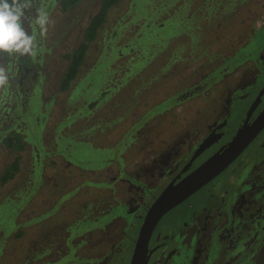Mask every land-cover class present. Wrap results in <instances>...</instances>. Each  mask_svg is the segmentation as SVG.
<instances>
[{
    "label": "rangeland",
    "instance_id": "374dc122",
    "mask_svg": "<svg viewBox=\"0 0 264 264\" xmlns=\"http://www.w3.org/2000/svg\"><path fill=\"white\" fill-rule=\"evenodd\" d=\"M242 1L121 0L108 11L102 29L89 44L79 73L68 89L60 92L58 80L65 65L62 55L76 45L78 29L88 15L96 11L97 0H83L65 14L58 13L52 0H30L23 27L36 38V55L9 54L6 60L0 59V66L9 75V83L0 88V173L15 157V152L1 146L3 138L16 131L24 142L18 173L7 183L0 184L2 264H35V261L27 260L48 244L42 238L59 220L66 222L70 234L74 232L78 217H75L74 201L78 200L76 195L79 194L75 182L79 186L83 181L82 166L92 174L101 171L99 168L107 169L110 165L107 159L113 154L108 147L91 150L87 144L108 146V142L123 139L125 127L132 117L118 116L132 109L133 102L140 106L138 110H142L143 115L156 111L155 116L168 110L167 114L156 115L146 132L154 143H164L163 139L174 131V127L167 126L166 122L176 117V111L172 110L176 105H171L175 93L172 82L176 80L169 74L170 69L201 68L205 52L217 55L227 42L238 44L239 34L244 33L238 28H244L241 24ZM252 4V0H245L246 6ZM40 10L48 13L49 20L43 34L35 23ZM245 37V44L231 55L236 61L245 57L253 59L264 49V26L252 35L247 36L246 32ZM140 56L144 58L133 60ZM133 64L139 68L137 75L129 70ZM218 69L208 72L201 83H206ZM120 72L128 78L123 80L122 86L112 90L109 97L101 98L96 92L102 90L108 94L106 87L116 82V77L110 79L112 74ZM191 73H185L184 77ZM135 84L142 85V93L138 94V101L133 99L132 102L130 92L136 90ZM245 105L238 103L236 114L231 113V117L238 116ZM190 108V105L185 107L188 119L193 116ZM130 115L134 113L130 111ZM53 144L58 146L56 150ZM255 147L256 144L252 145L249 151ZM45 149L56 151L58 156L53 158L55 155H51L53 159L47 157L46 160L47 174L52 178L50 182L40 178L44 174ZM34 174L35 180H42L40 183L35 182ZM29 182L34 184L29 185ZM91 191L92 188L89 195ZM93 194L101 195L103 201L107 199L105 189L93 190ZM114 201L115 198L108 200L107 206L111 207ZM121 210L122 207H114V212ZM125 220L130 224L131 216H126ZM132 231L133 226H130L129 233L133 234ZM54 233L57 234L55 230ZM36 240L41 242L30 247L29 244ZM125 241L123 238L122 243Z\"/></svg>",
    "mask_w": 264,
    "mask_h": 264
},
{
    "label": "flooded vegetation",
    "instance_id": "af4514ba",
    "mask_svg": "<svg viewBox=\"0 0 264 264\" xmlns=\"http://www.w3.org/2000/svg\"><path fill=\"white\" fill-rule=\"evenodd\" d=\"M252 1L250 7L245 5V0L241 3L244 28H238L244 33L239 34L238 44L227 42L217 55L205 52L201 68L170 69L169 74L176 80L172 82L175 93L174 97L171 96L174 98L171 105H176L172 108L176 117L167 122L164 120L167 126L174 127V131L163 139L162 145L154 143L146 132L154 119L162 113L167 114L168 110L155 116L156 111L143 115L142 110H138L140 106L133 102V99L139 100L142 85L135 84L136 90L130 92L135 111L130 109L118 116L132 117L125 127V137L108 142V146L87 144L91 150L93 147H108L113 154L107 159L110 163L107 169L99 168L101 171L92 174L82 166L83 181L79 186L75 182L79 194L76 195L78 200L74 201L77 207L75 217L78 216L74 232L70 234L66 222L59 220L55 228H48L42 238L48 244L40 250L35 248L37 255L27 261H35V264H129L142 219L157 196L168 185L180 182L209 157L221 153L244 125H252L264 109V49L253 59L245 57L236 61L231 57L236 48L245 44L247 37L243 36L246 32L247 36L252 35L264 26V0ZM52 2L59 14H65L82 1L65 12L59 10L57 0ZM92 14L78 29L76 45ZM8 55L2 53L0 59L6 60ZM141 58L144 57L133 60ZM216 68H219L216 75H211L202 84L208 72ZM129 70L137 75L139 68L133 64ZM189 71L192 73L185 78L184 74ZM112 77H116V82L106 87L108 94L102 90L96 92L101 98L109 97L110 92L122 86L123 80L128 78L121 72L112 74L110 79ZM240 102L246 104L245 107L240 109L238 116L231 117V113L236 114ZM189 105L193 114L191 119L186 117L188 110L185 107ZM130 111L134 115L131 116ZM254 144L257 147L249 151ZM53 146L55 150L58 147ZM22 150L12 151L15 157L19 156V165ZM55 152L51 149L43 152L44 174L40 178L44 182L52 179L47 174L46 160ZM32 177L36 179L35 174ZM41 181L35 180L36 183ZM97 189L107 190L105 201L101 195L93 194ZM112 198L115 201L109 207L107 201ZM114 207H122V210L114 212ZM128 215L131 216L130 224L125 220ZM130 226H133V234L129 233ZM123 238L125 243H122ZM40 242L33 241L29 246ZM144 260L145 264H264V125L225 168L158 219L149 235Z\"/></svg>",
    "mask_w": 264,
    "mask_h": 264
},
{
    "label": "water",
    "instance_id": "95a60500",
    "mask_svg": "<svg viewBox=\"0 0 264 264\" xmlns=\"http://www.w3.org/2000/svg\"><path fill=\"white\" fill-rule=\"evenodd\" d=\"M264 91V89H263ZM264 125V109L257 115L251 126L238 130L225 149L209 157L180 182L168 185L147 209L134 242L129 264H145L144 256L149 235L158 219L171 207L209 181L247 145L253 136Z\"/></svg>",
    "mask_w": 264,
    "mask_h": 264
},
{
    "label": "trees",
    "instance_id": "16d2710c",
    "mask_svg": "<svg viewBox=\"0 0 264 264\" xmlns=\"http://www.w3.org/2000/svg\"><path fill=\"white\" fill-rule=\"evenodd\" d=\"M83 0H57L61 12L74 8ZM121 0H97V9L88 18L85 28L82 30L81 38L70 52L63 54L62 59L65 62L64 69L58 80L60 92L68 89L71 81L79 73L83 65L86 51L91 42H94L98 32L102 29L108 11L119 4ZM2 53H0V56ZM3 146L12 151H21L23 142L18 134L10 132L3 139ZM19 170V156H16L10 163L6 164L0 174V183L4 184L11 180Z\"/></svg>",
    "mask_w": 264,
    "mask_h": 264
},
{
    "label": "clouds",
    "instance_id": "9594fccd",
    "mask_svg": "<svg viewBox=\"0 0 264 264\" xmlns=\"http://www.w3.org/2000/svg\"><path fill=\"white\" fill-rule=\"evenodd\" d=\"M30 0H0V53L18 56L36 55V38L23 27L25 10L30 7ZM48 13L40 10L35 20L41 34L47 31ZM9 83V75L0 66V88Z\"/></svg>",
    "mask_w": 264,
    "mask_h": 264
}]
</instances>
